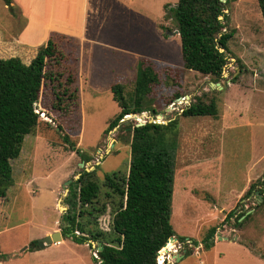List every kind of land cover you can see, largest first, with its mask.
<instances>
[{
	"label": "rangeland",
	"instance_id": "374dc122",
	"mask_svg": "<svg viewBox=\"0 0 264 264\" xmlns=\"http://www.w3.org/2000/svg\"><path fill=\"white\" fill-rule=\"evenodd\" d=\"M64 1L74 6L68 25L76 29L83 23V6L77 0ZM176 3L103 0L100 5L90 0L85 22L88 40L83 39L77 48L82 130L78 131L74 120H59L50 111L52 97L44 86L35 104L41 120L26 136L20 156L12 160L13 185L0 197V264H101V240L79 243L64 233V215L70 207L67 188L84 168L97 166L100 179L115 170L128 173L131 147L121 127L164 123L152 117L179 116L198 95L207 103L214 99L219 114L218 118L179 116L171 217L177 236L198 244L174 240L173 250L163 254L160 250L158 257L164 256L163 264H264V192L259 195L255 190L242 198L251 183L264 181V18L258 0L230 3L231 25L238 31L229 42L231 58L219 81L222 88L211 86L212 76L184 67L180 35L174 33L176 22L165 8ZM15 4L18 7L12 13L0 0V57L19 56L29 63L47 39L38 43L29 41L27 32L21 36L29 17L22 13L19 0ZM67 9L64 2L49 0V22H64ZM140 57L157 60L154 67L159 81L150 96L158 112L148 109L127 114L120 125L106 130L120 111L111 87L122 83L125 94L133 95ZM58 123L64 131H56ZM67 132L70 141L65 142L61 136ZM71 143L76 144L75 150ZM84 156L91 158L84 161ZM233 209L235 214L225 221ZM246 210L252 213L247 222L241 228L233 226L236 216ZM97 221L102 230H110V208ZM213 226H217L214 244L207 246L203 239ZM57 230L65 235L63 240L40 249L34 245L30 250L33 240Z\"/></svg>",
	"mask_w": 264,
	"mask_h": 264
},
{
	"label": "trees",
	"instance_id": "16d2710c",
	"mask_svg": "<svg viewBox=\"0 0 264 264\" xmlns=\"http://www.w3.org/2000/svg\"><path fill=\"white\" fill-rule=\"evenodd\" d=\"M3 1L15 13L18 6L13 4L14 0ZM231 1L177 0L174 6L165 5L179 30L184 67L212 76L214 82L224 76L231 58L229 42L238 31L231 25ZM258 3L264 18V0H258ZM81 45L78 37L51 31L29 63L19 56L0 57V197H5L13 185L12 160L20 156L26 136L34 132L41 120L35 104L39 102L44 86L52 97L50 111L59 120L64 118L68 123L74 120L78 131L82 130L81 94L77 85L80 63L77 48ZM155 63L154 58L140 57L132 96L125 94L124 84L112 85L113 98L120 111L106 130L120 125L127 114L148 109L158 112L150 96L153 84L159 81ZM232 81H236V77ZM61 110L66 115L62 116ZM218 114L214 99L207 103L198 95L179 116L218 117ZM179 116L167 118L164 123L125 124L121 128L126 131L131 147L128 173L115 170L100 179L97 166L93 170L84 168L70 185V207L64 215V233H70L79 243L101 240L103 249L98 251L101 264H158L159 251L166 253V247H163L172 236L183 243L192 240L177 236L171 222L176 157L180 147ZM58 124L54 126L56 131H64V126ZM69 135L67 132L61 137L68 142ZM75 146L71 143L73 150ZM90 158L84 156L83 160ZM255 190L264 192L262 179L251 183L242 198H248ZM109 208L111 227L104 231L98 226L97 219ZM234 214L235 209L227 214L225 221L229 222ZM251 214L248 210L239 213L233 226L241 228ZM216 232L217 226L209 229L203 239L205 245L214 244ZM34 245H37V239L31 242L30 250H34ZM173 248L171 242L168 249L172 251ZM99 258L94 257L96 261Z\"/></svg>",
	"mask_w": 264,
	"mask_h": 264
},
{
	"label": "crops",
	"instance_id": "0c3cea01",
	"mask_svg": "<svg viewBox=\"0 0 264 264\" xmlns=\"http://www.w3.org/2000/svg\"><path fill=\"white\" fill-rule=\"evenodd\" d=\"M14 1L15 3L17 2V0ZM19 1H20L19 7L21 8L22 13L29 17L27 26L23 28L20 34L21 36H23L27 32V34L29 35L27 39L29 41L36 39L37 42L39 41L38 43H40L41 41L45 42L46 39H48L51 31H57L63 34H67L69 36L78 37L81 39L82 44L84 41L83 39L88 40L86 39L87 28L85 29V22H86V16L89 14L90 0H77L80 1V4L83 6L84 15H83V23L78 25L76 29H72L71 26L68 25L71 21L70 17L72 18L71 12L74 6L72 5L70 8V4L68 2H65L64 0H60V1L61 3L64 2L68 6V9L66 10L65 21L62 23L53 22V24L49 22V11H48L49 0H26V2L25 0H19ZM95 1L97 4L100 3L102 4L103 2V0H95ZM15 3L13 2L14 5H16ZM69 12H70V17H69ZM33 31H36L35 35H31ZM39 37H42V39H39Z\"/></svg>",
	"mask_w": 264,
	"mask_h": 264
},
{
	"label": "water",
	"instance_id": "95a60500",
	"mask_svg": "<svg viewBox=\"0 0 264 264\" xmlns=\"http://www.w3.org/2000/svg\"><path fill=\"white\" fill-rule=\"evenodd\" d=\"M222 1H223V2H226L227 0H222ZM174 33H179V30H178V29L174 30ZM221 85H222V84H221L220 82H213V81L211 82V86H212V87H216V86H218V87H221V88H222ZM142 124H143V123H139V125H142ZM83 164H85V163H83ZM93 169H95V167H93ZM87 170H89V169H87ZM79 176H80V174L78 175L77 178H79ZM71 181H72V180L69 179V180L67 181V183L69 184ZM67 191H69V188H67ZM257 193L260 195V192H259V191H258ZM261 199H262V197H261ZM60 207L62 208L63 206L60 205ZM248 213H250V212H248ZM64 238H65V235H63L62 231L57 230V231L52 232L51 234L46 235V236L43 237V238H39V239L37 240V246H36V247H37L38 249H40V248H45V247H47V246H49V245H52V244L55 243V242H58V241L63 240ZM174 240H178V238H177L176 236H172V237L168 240V242H169V241H174ZM91 241H92V242H91L92 244L95 242V241H93V240H91ZM168 242H167V243H168ZM167 243H166V244H167ZM98 244L100 245V248H99L98 250H102V249H103V243H102L101 241H98ZM28 247H29L28 245L25 246L21 251L26 250ZM181 257H182V255H180V256L178 257L177 261L180 260Z\"/></svg>",
	"mask_w": 264,
	"mask_h": 264
},
{
	"label": "built area",
	"instance_id": "2783aa9c",
	"mask_svg": "<svg viewBox=\"0 0 264 264\" xmlns=\"http://www.w3.org/2000/svg\"><path fill=\"white\" fill-rule=\"evenodd\" d=\"M155 118H157V119H161L163 122H167L168 120H167V118H166V116H165V118H164V116H161L160 118L157 116H155V117H152V119L153 120H155ZM168 257V256H167ZM157 261H158V264H163L164 262H165V258H164V256H159L158 258H157Z\"/></svg>",
	"mask_w": 264,
	"mask_h": 264
},
{
	"label": "bare ground",
	"instance_id": "6f19581e",
	"mask_svg": "<svg viewBox=\"0 0 264 264\" xmlns=\"http://www.w3.org/2000/svg\"><path fill=\"white\" fill-rule=\"evenodd\" d=\"M172 241H169L167 244H170ZM169 250L168 247H166V251ZM170 259V258H169Z\"/></svg>",
	"mask_w": 264,
	"mask_h": 264
}]
</instances>
